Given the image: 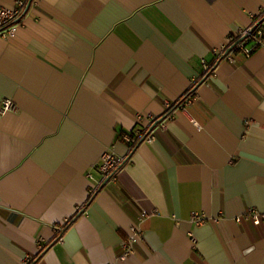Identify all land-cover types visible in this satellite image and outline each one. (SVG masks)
Masks as SVG:
<instances>
[{
	"label": "crops",
	"instance_id": "1",
	"mask_svg": "<svg viewBox=\"0 0 264 264\" xmlns=\"http://www.w3.org/2000/svg\"><path fill=\"white\" fill-rule=\"evenodd\" d=\"M28 4L0 36V105L17 109L0 113V264H264V218L245 216L264 215V47L202 76L231 33H264V0ZM111 148L124 162L90 199Z\"/></svg>",
	"mask_w": 264,
	"mask_h": 264
},
{
	"label": "built area",
	"instance_id": "2",
	"mask_svg": "<svg viewBox=\"0 0 264 264\" xmlns=\"http://www.w3.org/2000/svg\"><path fill=\"white\" fill-rule=\"evenodd\" d=\"M31 0H16L12 7H5L0 5V36L3 38H11L15 35L16 25L21 20V15L23 14L28 2ZM264 47V33L260 28V23L257 19L253 20L251 27L246 30L239 31L237 33H231L227 38V42L221 47L214 48L212 50L213 59L211 62H202L203 73L202 76L210 74L215 67L223 60L232 61V53L239 52L244 56L251 55L257 48ZM194 92L187 93L181 102L180 106L190 104L194 99ZM172 105H168L169 110ZM9 99H4L0 105V113L5 112H17V109ZM146 120L148 124L152 125L157 118L151 116L150 114H139L137 115V121L142 122ZM194 122V121H193ZM161 127L164 128L165 125L162 121ZM146 134V133H145ZM145 134L143 132L139 133V137L132 139L128 135L123 136V140L129 143V150H132L136 144L144 138ZM148 139V135L145 139ZM124 159L117 156L115 152L111 149H107L98 161L91 165L90 170L87 172V177L91 181L90 186H88V196L91 199L94 195L109 181H114L118 169L123 164ZM95 171L99 174V178L95 179L92 172ZM81 210V209H80ZM155 214V212L141 211L140 215L137 217V222L129 227V234L127 239L122 242L121 250L122 253L119 259L123 260L131 256L134 251V245L143 238V232L139 227L147 217ZM246 217H249L254 224H259L264 218V215L258 212L256 209L250 208L246 213ZM212 220L210 217L204 213L192 212L190 214V223L194 226H200L202 224L210 222ZM65 222L62 226L55 227L57 233L62 232V228L67 225ZM24 264H30L27 260Z\"/></svg>",
	"mask_w": 264,
	"mask_h": 264
},
{
	"label": "trees",
	"instance_id": "3",
	"mask_svg": "<svg viewBox=\"0 0 264 264\" xmlns=\"http://www.w3.org/2000/svg\"><path fill=\"white\" fill-rule=\"evenodd\" d=\"M176 105V103L174 104V105H172L171 106V108L169 109V110H171L174 106ZM169 110H167V112L169 111ZM159 120V119H158ZM158 120H156V122H154L153 124H152V126H156L157 124H158ZM72 220V219H71ZM70 222V221H69Z\"/></svg>",
	"mask_w": 264,
	"mask_h": 264
},
{
	"label": "water",
	"instance_id": "4",
	"mask_svg": "<svg viewBox=\"0 0 264 264\" xmlns=\"http://www.w3.org/2000/svg\"><path fill=\"white\" fill-rule=\"evenodd\" d=\"M28 6H29V4H27V6H26V8H25L24 11H26V9H27ZM23 15H24V12H23V14L21 15V17H22ZM150 131H151V130H150ZM146 135H148V134H145V136H146ZM145 136H144V138H145ZM144 138H142V139L140 140V142H142ZM102 187H103V186H102Z\"/></svg>",
	"mask_w": 264,
	"mask_h": 264
}]
</instances>
